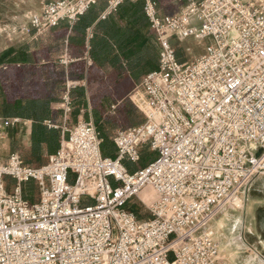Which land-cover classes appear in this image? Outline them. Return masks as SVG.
<instances>
[{
	"label": "built area",
	"instance_id": "1",
	"mask_svg": "<svg viewBox=\"0 0 264 264\" xmlns=\"http://www.w3.org/2000/svg\"><path fill=\"white\" fill-rule=\"evenodd\" d=\"M97 1L39 0L19 30L44 39ZM124 1L106 0L102 17ZM144 9L160 47L158 67L130 95L144 122L118 129L116 156H105L101 132L86 117L90 102L73 118L70 90L86 80L67 78L54 105L61 114L45 120L61 131L58 151L41 166L19 151L0 159V264H229L211 223L223 208H240L241 190L264 177V0H187L166 14L146 0ZM190 37L211 43L182 61L174 43ZM83 58L92 64L88 50ZM58 59L75 60L67 40ZM21 68L0 64L10 96L40 79L29 70L12 88ZM20 126L30 138L31 119L0 115V140ZM144 146L157 157L131 173L124 161L138 162ZM29 181L33 199L25 196ZM139 202L149 216L138 217Z\"/></svg>",
	"mask_w": 264,
	"mask_h": 264
},
{
	"label": "trees",
	"instance_id": "2",
	"mask_svg": "<svg viewBox=\"0 0 264 264\" xmlns=\"http://www.w3.org/2000/svg\"><path fill=\"white\" fill-rule=\"evenodd\" d=\"M152 1L159 10L163 11L164 0ZM145 3L146 0H126L116 11L102 17L107 2L98 0L96 5L79 16L73 24L63 20L50 30L48 37L32 39L26 46L20 49L11 48L0 56V64L4 62L22 64V68L15 73L16 79L11 85L12 88L16 81L22 84L25 82L29 70L34 71L32 76L40 74V79L32 82L30 92L22 96H10L6 92L4 74L0 71V115L32 120L29 144L24 153L26 164L41 166L60 147L61 131L49 127L45 124V120L57 119L61 114L54 105L61 100L60 95L67 78L86 80V85H77L70 90L75 107L73 118L76 119L79 109L88 107L90 102L91 109H88L86 117L92 116L101 132L104 139L103 154L109 157H112L109 154L116 156L113 135L118 129L130 126L131 116L124 119L125 112L122 113L117 108L113 87L115 84L112 79L126 72L137 86L147 73L158 67L160 47L151 31L150 20L144 9ZM90 30L92 36L89 37ZM65 40L68 43L69 54L75 60L67 65H61L58 58ZM87 50L92 60L90 66L83 58ZM178 57L180 59L179 54ZM41 59H44L45 63L39 67L37 65ZM107 66H111L113 70H107ZM127 97L138 111L134 113L138 123H143L145 120L143 113L133 103L129 94ZM112 105L116 107L112 109ZM17 130L18 127L12 128V137ZM152 154L153 151L144 146L138 162ZM156 157L133 171L126 165V160L124 164L128 171L133 173L150 164ZM138 162L132 163L138 164ZM29 188H33V193ZM37 193L35 182L29 181L25 185V196L33 199L36 198ZM137 208L135 212L141 217Z\"/></svg>",
	"mask_w": 264,
	"mask_h": 264
},
{
	"label": "rangeland",
	"instance_id": "3",
	"mask_svg": "<svg viewBox=\"0 0 264 264\" xmlns=\"http://www.w3.org/2000/svg\"><path fill=\"white\" fill-rule=\"evenodd\" d=\"M187 3V0H177L174 2L175 5L172 6L168 13L179 12ZM40 10L39 0H0V56L7 52L11 48L20 49L23 46H26L31 42V38L27 35H23L20 32V28L28 24V17L31 13L37 12ZM211 43L210 39H196L190 37L182 40L181 42H175L174 44L177 47L178 54L182 61H193L205 52V48L208 44ZM12 129L8 131L6 138L0 140V159L5 160L11 152L19 151L22 153L26 152V148L29 144V135L26 132L24 126L18 127L16 133L12 137ZM112 133H110L111 135ZM112 157L115 155L109 154ZM157 156L156 152L150 157L142 159L138 164H134L129 160H126L125 163L133 171L138 166L145 165L152 159ZM242 190L240 198L242 199V205L240 208L236 207H225L223 209H228L231 212L237 213L239 217V225L237 227L238 231H243L244 217H245V207L247 208V199L246 204L244 200V195H247L251 200L255 202L256 208H260V197L264 198V177L261 175L255 176ZM10 184L13 183L11 178H8ZM30 192L33 193V188H29ZM264 202V199L263 201ZM239 205V204H238ZM222 209V210H223ZM139 210L142 216H149L146 206L139 202ZM221 212V211H220ZM264 215V209L259 211ZM219 214V213H218ZM218 216V215H217ZM216 216V218H217ZM264 224V220L262 221ZM228 232V230H226ZM236 231V232H238ZM254 238H257L255 241H259L260 237H264V232L256 231ZM231 236V234H229ZM246 254H249L246 251ZM256 256V255H255ZM259 258L254 261L255 264H258Z\"/></svg>",
	"mask_w": 264,
	"mask_h": 264
},
{
	"label": "crops",
	"instance_id": "4",
	"mask_svg": "<svg viewBox=\"0 0 264 264\" xmlns=\"http://www.w3.org/2000/svg\"><path fill=\"white\" fill-rule=\"evenodd\" d=\"M104 1L106 2V0ZM175 1L177 0H164L163 3L165 7L163 11L160 10V12L162 14L168 13V10L175 5ZM54 56L53 54L52 57ZM106 69L113 70L111 66H107ZM114 78L115 79H112V81L115 84L113 87L118 103L117 108L120 112H125L123 116L124 119L131 116V120H129L131 122L130 126L141 124L138 123V118L134 115V113L136 114L138 111L134 109L131 101L127 97L128 94L130 96L134 90V80L126 72L120 77L117 75L114 76ZM118 109L116 110L118 111ZM251 199L250 195L249 198L247 195H244L245 204L247 201V208L245 207L243 231H238L237 229L239 225L238 214L228 209L221 210L217 218L211 223V227L215 232V237L220 245L221 255L229 264H255L254 261H256L257 258H259L258 264H264V237H260L259 241H255L257 238L253 237L256 231H260V233L264 232V224L262 223L264 215L259 212L264 209V202H262L264 198L260 197L259 199L261 203L259 206L260 208H256L255 202ZM226 230H228V232ZM229 234H231V236ZM246 251H248L249 254H246Z\"/></svg>",
	"mask_w": 264,
	"mask_h": 264
},
{
	"label": "bare ground",
	"instance_id": "5",
	"mask_svg": "<svg viewBox=\"0 0 264 264\" xmlns=\"http://www.w3.org/2000/svg\"><path fill=\"white\" fill-rule=\"evenodd\" d=\"M238 203L242 205V199L240 197L238 198Z\"/></svg>",
	"mask_w": 264,
	"mask_h": 264
}]
</instances>
